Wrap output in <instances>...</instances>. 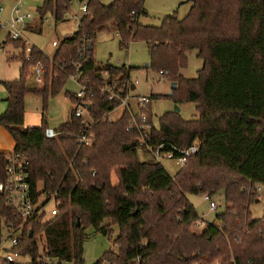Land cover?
Listing matches in <instances>:
<instances>
[{"label": "trees", "instance_id": "1", "mask_svg": "<svg viewBox=\"0 0 264 264\" xmlns=\"http://www.w3.org/2000/svg\"><path fill=\"white\" fill-rule=\"evenodd\" d=\"M79 1L86 3L88 12L77 31L60 41L52 59L34 46L28 60L25 40L6 41L21 49L10 56L20 60L21 67L17 79L0 82L8 93L0 127L13 138V153L25 158L33 193L43 183V191L56 193L62 203L58 216L24 224L0 194V217L24 224L15 250L30 256L31 264H42V250L57 259L56 264H83L85 230L93 227L113 246L94 264H264V215L254 219L250 212L258 199L257 186L264 185V0H189L184 18L174 13L159 26L141 22L148 15L145 0ZM42 2L36 21L26 28L29 32L42 33L48 15L56 22L65 20L71 8V0ZM103 29L117 32L121 49L135 41L149 43L147 70H168L171 86L176 84L170 98L177 105L196 103V119L166 112L151 134L155 143L183 148L201 142L199 152L173 176L139 150L140 135L127 131V111L115 120L106 116L119 101L101 94L103 73L108 72L111 84H123L133 68L95 59L96 35ZM84 36L91 48H83ZM194 49L204 63L197 77L187 78L182 70L187 52ZM74 62L82 64V82L94 92L88 111L94 122L75 116L74 106L83 101L67 91L73 105L69 119L49 138L48 100L65 87ZM39 63L46 67L45 86L32 92L43 99L42 123L24 127L29 75ZM86 133L95 137L92 146L78 141L77 135ZM10 154L0 151L1 180ZM221 190L225 210L202 232L195 231L193 224L201 217L188 195ZM41 234L43 249L37 239Z\"/></svg>", "mask_w": 264, "mask_h": 264}, {"label": "rangeland", "instance_id": "2", "mask_svg": "<svg viewBox=\"0 0 264 264\" xmlns=\"http://www.w3.org/2000/svg\"><path fill=\"white\" fill-rule=\"evenodd\" d=\"M104 4H109L113 0H101ZM20 3L24 10L31 11L35 18H37V11L43 5L42 0H1V6L4 8V17H8L12 5ZM144 7L148 15L141 17V22L146 25L159 26L165 17L177 13L178 18H184L190 11L191 2L189 0H145ZM82 12L79 6L75 3L67 12L65 20L56 22L52 15H48L49 21L44 23L42 33H32L24 31V38L28 46L35 45L41 49L49 57H53L56 47L52 45L53 41H61L66 36L73 34L78 29V23ZM36 21V19H35ZM7 31L0 32V42L6 38ZM94 57L98 62L110 63L116 66L127 65L132 67L131 78L139 81L137 88L132 91L131 96L137 95H154L150 110L153 115V120L158 125L159 118L166 112L174 111L177 105L170 97H166L171 91V82L159 81V74L155 71H149L145 68L147 63H150V44L145 41L131 42L127 49L120 48V37L114 29H103L98 31L95 40ZM21 49L16 48L13 44H6L0 48V82L7 80H14L19 77L21 62L20 60H11L10 56L18 55ZM126 53H128V63H125ZM196 49L187 52L188 63L187 67L182 70V74L187 78H195L198 71L203 67V59L199 58ZM28 88L31 90L26 95V113L27 118L34 122L38 116L42 117L43 114V99L42 96L32 92L33 90H40L44 85H38L34 77L28 80ZM77 92L79 86L74 81L69 80L62 91L56 96H50L48 100L47 110L45 117L48 127L57 128L63 122L69 119L73 105L70 99L66 96V92ZM8 93L4 86L0 83V114L6 111V99ZM130 103L136 109V100L130 99ZM180 108V115L185 120H193L198 117L196 110V103L182 102L178 104ZM123 108H117L110 114L111 120L119 118ZM12 138L4 129L0 128V149L4 151H13ZM142 160L147 156L141 153ZM162 166L170 175H175L181 168L174 162L164 160ZM116 181V180H115ZM260 198L258 202L254 201L250 207V212L254 219H260L264 215V185H259ZM189 201L193 204L196 211L206 222H215L216 215L222 213L226 208V201L224 191L221 190L215 195H212V200L218 204L217 210H212L209 207V202L203 199V195H188ZM48 204L47 207H51ZM198 231L197 229H194ZM199 232V231H198ZM117 228H115V235H117ZM114 235V237H115ZM85 242L83 251V264H94L102 255L112 248V240L100 233L95 232L93 227L85 230ZM40 248L45 247V237L43 234L37 236ZM43 256V250L41 251ZM45 257H43V260ZM215 261L213 264H215ZM17 264H31V258L27 255H20L16 258ZM61 264H75L74 261H64Z\"/></svg>", "mask_w": 264, "mask_h": 264}, {"label": "built area", "instance_id": "3", "mask_svg": "<svg viewBox=\"0 0 264 264\" xmlns=\"http://www.w3.org/2000/svg\"><path fill=\"white\" fill-rule=\"evenodd\" d=\"M70 3L71 7L77 3L79 10L83 15L88 12L85 2L71 0ZM4 11L5 10L0 3V32L3 30L7 31L6 38L0 42V48L3 47L7 39L12 41L25 40L24 31H26L27 26L33 23L36 19L34 14L29 10H24L20 3L12 5L8 17H4ZM80 20L78 27L80 25ZM47 21L49 20L46 17L44 23ZM52 45L58 48L60 42L55 40L52 42ZM34 46L35 45L27 46L26 57L28 60L30 59V52ZM82 46L84 49L91 48L92 42L84 36L82 38ZM50 58L52 59V57ZM73 64L74 71L68 75L69 80L78 84L79 91L74 92V94L76 99L83 101L82 104L74 106V113L76 117L84 118L86 119V122L92 124L94 121L89 117L88 111L90 109V100L94 96V92L91 90L88 91L87 85L82 82V64L79 62H74ZM157 73L160 76V82L168 79V70H160ZM45 74V65L39 63L31 67L29 78L34 77L38 85L45 86ZM103 78L106 80V83L101 89V94L106 96L109 100L119 101L118 106L113 111L117 108H123L122 112H128L130 119L127 124V131L138 133L140 135L139 150L146 152L148 156L159 164H162L164 160H169L174 162L180 168L184 167L188 160L199 152L200 141H196L186 148L179 147L171 142L164 141L155 143L153 141L151 134L156 126L150 110L153 99L148 95H137L136 97L131 96L132 91H134L139 84L138 80L134 81L130 75L123 84H120L118 81H116L115 84H111L108 81V72L103 73ZM133 86H135L134 89ZM131 98L136 100V109H134L130 103ZM113 111L106 114L109 119H111L110 114ZM58 134L59 133L54 128L48 127L46 129V136L49 138L56 137ZM77 137L79 143L85 146H92L95 143V137L92 133L79 134ZM258 186L257 198H260V188ZM0 194L5 197L6 206L17 215L18 218L16 220L20 219L24 224L34 219L53 218L61 213L62 203L57 198V194L44 192L43 183H39L36 193H33L26 167V160L21 154L13 153V151H11V154L7 157L5 178L4 180L0 179ZM202 195L203 199L209 202L210 209H218V204L216 201L212 200L211 194L204 193ZM51 203L52 206L50 208L47 207L48 204ZM16 220L12 222L5 217H0V260H3L8 264L16 263V258L21 255L15 250V248L20 244L24 224L17 226L15 225ZM207 223L208 222L201 218L194 222L193 229L202 232V230L206 228ZM43 257H45L44 260ZM41 261L42 264L57 263V259H52L45 253L41 256ZM136 264H139V261H136ZM215 264L218 263L216 262Z\"/></svg>", "mask_w": 264, "mask_h": 264}, {"label": "crops", "instance_id": "4", "mask_svg": "<svg viewBox=\"0 0 264 264\" xmlns=\"http://www.w3.org/2000/svg\"><path fill=\"white\" fill-rule=\"evenodd\" d=\"M147 13H148V12H147ZM4 45H6V43H5ZM112 65H114V64H112ZM43 113H44V111H43ZM42 117H43V114H42ZM42 117L38 116L34 122H31V123H30V120L27 118V113H26V114H25V124H24V127L40 126L41 123H42ZM67 121H68V120H67ZM65 122H66V121H65ZM0 128L4 129V131H6V133H8V135H10L9 132H8L5 128H3V127H0ZM55 129H56V128H55ZM10 137H11V135H10ZM11 138H12V137H11ZM12 140H13V138H12ZM14 147H15V142H14V140H13V141H12V149H11V150H13ZM0 151H4V150H3V149H0ZM5 152H9V151H5Z\"/></svg>", "mask_w": 264, "mask_h": 264}, {"label": "water", "instance_id": "5", "mask_svg": "<svg viewBox=\"0 0 264 264\" xmlns=\"http://www.w3.org/2000/svg\"><path fill=\"white\" fill-rule=\"evenodd\" d=\"M125 63H128V53H126V60H125ZM149 66H150V64L147 63V64L145 65V68L148 69ZM134 88H135V86H133V89H134ZM175 89H176V84L173 83L172 86H171V91L168 93V96H169V97H172V96H173V94H174V90H175ZM174 112H177V113L180 112V108L178 107V105L175 106V110H174ZM258 201H259V199L256 200V202H258ZM78 226H79V220H78ZM31 236H32V233H31Z\"/></svg>", "mask_w": 264, "mask_h": 264}]
</instances>
